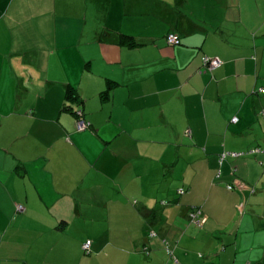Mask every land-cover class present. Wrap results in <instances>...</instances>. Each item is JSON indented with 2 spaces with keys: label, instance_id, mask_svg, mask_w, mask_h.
I'll return each instance as SVG.
<instances>
[{
  "label": "crops",
  "instance_id": "1",
  "mask_svg": "<svg viewBox=\"0 0 264 264\" xmlns=\"http://www.w3.org/2000/svg\"><path fill=\"white\" fill-rule=\"evenodd\" d=\"M260 88L264 0H0V264H260Z\"/></svg>",
  "mask_w": 264,
  "mask_h": 264
},
{
  "label": "rangeland",
  "instance_id": "2",
  "mask_svg": "<svg viewBox=\"0 0 264 264\" xmlns=\"http://www.w3.org/2000/svg\"><path fill=\"white\" fill-rule=\"evenodd\" d=\"M166 40V38H164ZM167 42V41H165ZM168 44V43H167ZM171 45V44H170ZM103 91V90H102ZM229 152H245V151H230ZM227 151V152H228ZM231 189V188H230ZM101 191H99V200L96 198V222L95 223H91L87 220H82L83 226L81 228H75L77 221L74 220V224H72V228L71 230H66L68 233H72V234H76V231H79L81 234L83 235H88L91 238H97L101 235L103 236H108V235H113L115 234L114 230H110L108 228V222L105 219V216H107V214H105L104 212H101L104 206L98 207L99 204H105L104 202H102L103 200H101V196L103 194H100ZM108 200V199H106ZM70 215V214H67ZM74 215V214H72ZM86 217H89V213H84L83 214ZM85 218V217H84ZM118 232H121L120 234L117 235H122L125 233V230H117ZM256 238V249L254 251V255H256L258 257L260 261V264H264V226L261 227L260 229L256 230V233L253 236V239ZM90 240V239H89ZM71 249L72 247L69 246ZM238 248H243L242 246H237V252H238ZM64 251H67V249H65ZM143 251L146 252L145 248H143ZM241 257V253L238 254V258Z\"/></svg>",
  "mask_w": 264,
  "mask_h": 264
},
{
  "label": "built area",
  "instance_id": "3",
  "mask_svg": "<svg viewBox=\"0 0 264 264\" xmlns=\"http://www.w3.org/2000/svg\"><path fill=\"white\" fill-rule=\"evenodd\" d=\"M165 38H166V41L168 44L177 45L180 43V38L174 33H168ZM203 62L207 66L208 69H212V68H214L220 64V61L217 58H210L208 56H203ZM259 90L261 92H264V88H260ZM75 114H76V123H77V129L78 130H84L90 126V122L88 120H86L85 118H83V116H82L83 112L81 109H77ZM259 151H261L259 148H252L246 152H224L221 155V157H225L226 155L241 156L243 154L255 153V152H259ZM228 188L230 189V188H232V186L228 185ZM179 192L182 193L183 192L182 189H180ZM18 208L21 209V206H18ZM200 215H201V211L199 209H197V210L191 211L190 217L192 218V220L197 219V221L199 223V222H201L199 219ZM89 245H90V240H87L83 245V249L85 252L89 251Z\"/></svg>",
  "mask_w": 264,
  "mask_h": 264
},
{
  "label": "trees",
  "instance_id": "4",
  "mask_svg": "<svg viewBox=\"0 0 264 264\" xmlns=\"http://www.w3.org/2000/svg\"><path fill=\"white\" fill-rule=\"evenodd\" d=\"M119 41L125 45H128L129 47L130 46H136L139 44V42H137L135 40V38L131 35H126V34H120V37H119ZM107 89L106 88L103 92H102V96L103 98L106 97L105 95H107ZM77 94L76 93H73L72 90H68V94H67V97L68 98H76ZM77 110V109H76ZM76 110H74V114L76 113Z\"/></svg>",
  "mask_w": 264,
  "mask_h": 264
}]
</instances>
